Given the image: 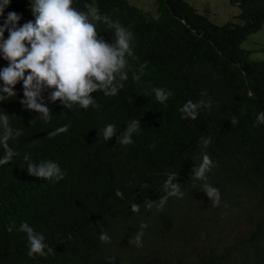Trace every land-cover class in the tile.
I'll return each instance as SVG.
<instances>
[{
	"label": "clouds",
	"instance_id": "clouds-1",
	"mask_svg": "<svg viewBox=\"0 0 264 264\" xmlns=\"http://www.w3.org/2000/svg\"><path fill=\"white\" fill-rule=\"evenodd\" d=\"M150 1L0 0L9 216L36 263L264 264V47H245L263 27L251 31L241 9L219 24L201 0H185L196 15ZM228 23L248 63L223 57ZM216 62L230 67L223 86ZM152 80L161 107L147 121L137 103ZM144 135L174 146L142 145L137 163ZM164 151L173 159L152 160Z\"/></svg>",
	"mask_w": 264,
	"mask_h": 264
},
{
	"label": "trees",
	"instance_id": "trees-1",
	"mask_svg": "<svg viewBox=\"0 0 264 264\" xmlns=\"http://www.w3.org/2000/svg\"><path fill=\"white\" fill-rule=\"evenodd\" d=\"M105 1H110L113 3L118 2H127L129 0H76L78 5H82V8H85V4H92L94 3L95 6L103 7L105 5ZM161 3L162 6H173L177 3L180 5V14L186 13L187 15H196V9L187 1L185 0H157ZM232 4H237L241 9V14L239 15L240 18H243L246 21V26L251 31H257L261 29L264 25V0H231ZM218 31L221 35V44L224 48L223 50V57L227 60H233L238 56L241 52L240 58H242V62L248 63L250 58L248 57V52L239 49V41L236 34V30L233 28L231 23H228L224 26H218ZM251 33H246V36ZM214 57V56H213ZM212 58V56H211ZM262 66L264 71V63H258ZM258 64H256L255 69L251 70L249 74L256 75L258 70ZM215 72L212 74L211 80L214 84L218 86H223L226 76L230 70V67H223L219 65L217 62L214 64ZM212 70L210 71L211 76ZM242 73H239L237 77L242 76ZM187 78L190 77L189 75H185ZM155 87L154 80L150 83V88L144 87V93H141L137 103V110L138 112L141 111V108L144 110V115L147 117V121L151 120L154 114L159 111L161 107V103L156 101L154 93H152V88ZM264 101V75L261 80V94L258 109H260V104ZM217 106L222 109L223 104L218 103ZM236 116H244L240 111H237ZM234 117V116H229ZM237 119L239 117H236ZM255 136L258 140L264 142V124L256 125L255 128ZM161 142V143H160ZM160 143V144H159ZM159 144V145H158ZM134 145L131 147L130 154L131 158L135 160L137 163L140 161H144L147 158V153L144 152L142 154V150L140 147L142 145H158L157 148H164L170 149L174 146V138L172 136H168L163 138L162 140H154L153 137L148 135H144V139L142 142H135ZM139 146V147H138ZM4 155V151L0 148V156ZM174 152L164 151L158 157L152 158L153 161H162L173 159ZM175 158V157H174ZM148 160L147 162H149ZM121 164L120 160H116L117 167ZM7 165L0 166V176L5 173L0 180L5 181L6 179L11 177L10 174V167ZM19 170L18 165L16 166ZM18 177L14 180V183L19 181ZM69 178V177H68ZM63 180H67V176L63 178ZM54 184H52L53 187ZM5 184H0V264H42L36 263L33 257H29L27 255L28 252V242L27 236L25 233L19 232L17 229L16 223L10 218L8 213V207L10 205V192L4 191ZM15 214V213H14ZM30 225L37 226L36 221H30ZM12 226L13 230L11 232L8 231V227Z\"/></svg>",
	"mask_w": 264,
	"mask_h": 264
},
{
	"label": "rangeland",
	"instance_id": "rangeland-1",
	"mask_svg": "<svg viewBox=\"0 0 264 264\" xmlns=\"http://www.w3.org/2000/svg\"><path fill=\"white\" fill-rule=\"evenodd\" d=\"M203 2L204 7H198L200 12L204 13L206 10L209 16L212 18L214 17L219 24H224L228 20L234 18L236 15L239 14L240 8L237 4H232L231 0H201ZM152 7H155L154 1L151 0L150 4ZM217 6L218 11L212 12H219L216 16L213 15L209 10L215 8ZM245 47L251 48L253 50V56L259 57L262 56L260 52L261 47H264V26L258 32L252 34L248 40L245 42Z\"/></svg>",
	"mask_w": 264,
	"mask_h": 264
}]
</instances>
